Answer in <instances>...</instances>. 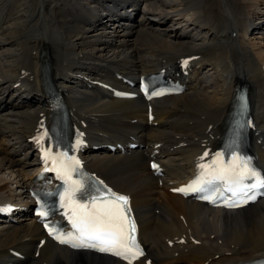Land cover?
<instances>
[{
  "label": "bare ground",
  "instance_id": "1",
  "mask_svg": "<svg viewBox=\"0 0 264 264\" xmlns=\"http://www.w3.org/2000/svg\"><path fill=\"white\" fill-rule=\"evenodd\" d=\"M249 7L248 0H0V174L8 173L0 175V203L13 200L2 181L12 177L20 192L38 163L33 136L50 122L42 85L47 59L50 79L90 145L126 135L144 144L129 155L86 154L91 170L129 194L140 260L235 264L264 257V200L225 211L168 191L215 147L238 83L248 86L254 125L264 131V48L247 37L264 31V13ZM104 12L116 20L105 23ZM187 56V89L154 100L151 125L140 98H114L94 83L161 68L175 75ZM206 67L208 82L200 75ZM257 134L252 150L264 166ZM151 154L164 166L163 178L148 171ZM0 264L124 263L56 245L27 219L0 224Z\"/></svg>",
  "mask_w": 264,
  "mask_h": 264
},
{
  "label": "snow or ice",
  "instance_id": "2",
  "mask_svg": "<svg viewBox=\"0 0 264 264\" xmlns=\"http://www.w3.org/2000/svg\"><path fill=\"white\" fill-rule=\"evenodd\" d=\"M160 95V93H155ZM207 155V153H205ZM223 154L218 153L211 165H201L204 170L201 176L193 184L187 188L178 189L181 192H203V185H213L215 182L222 181L229 185L227 191L233 196L238 193L247 197L245 189H254L257 186L264 187V176L259 174L251 167L250 158L245 159L241 156L232 155L231 160L225 164L222 158ZM45 157H50V152H45ZM56 170L61 177L68 183L62 201L64 206L71 209L72 227L75 233H59L52 227H49V233L55 234V238L61 244H68L73 248H88L99 252L111 253L115 256L122 257L132 264V260L143 255L139 243L135 237V223L129 219L128 213L130 209L127 197L111 193L110 189L106 192L110 193L109 197L101 195L92 196L90 201L80 203L76 199V194L81 192L84 185L79 180L72 179V172L76 170L75 166L78 161L72 160L65 163L60 160L59 163L55 156L50 157ZM156 167V165H153ZM255 178L256 183L245 185V180ZM232 185L236 187L233 188ZM204 199L214 200V197L205 196ZM254 196L248 199H254ZM247 203V199L243 200ZM229 207L239 206L238 203H229ZM40 216H46V212H40ZM48 227V225H46Z\"/></svg>",
  "mask_w": 264,
  "mask_h": 264
},
{
  "label": "rangeland",
  "instance_id": "3",
  "mask_svg": "<svg viewBox=\"0 0 264 264\" xmlns=\"http://www.w3.org/2000/svg\"><path fill=\"white\" fill-rule=\"evenodd\" d=\"M248 4H249V9L251 8L253 11H255L257 14H262V13H264V0H248ZM263 11V12H262ZM255 17H257V15L255 14V16L253 17V19L255 18ZM255 21H257L256 19H255ZM264 27V26H263ZM249 36V40H250V42H253L254 41V43H256L255 45H254V47L253 48H264V33H263V31H253V33L252 34H248L247 35V37ZM253 40V41H252ZM259 46V47H258ZM210 74H212V71L211 70H207V69H205V71L203 72V75H204V77L206 78V79H208L207 80V82L208 81H210L211 79H209V78H211V75ZM1 175V174H0ZM7 175V176H6ZM1 177H8V173L6 172V173H3L2 175H1ZM4 186H5V190H7V188H8V184L6 183V184H3Z\"/></svg>",
  "mask_w": 264,
  "mask_h": 264
}]
</instances>
